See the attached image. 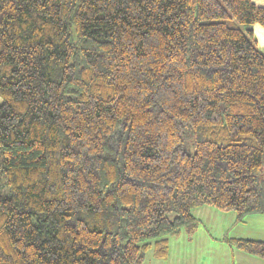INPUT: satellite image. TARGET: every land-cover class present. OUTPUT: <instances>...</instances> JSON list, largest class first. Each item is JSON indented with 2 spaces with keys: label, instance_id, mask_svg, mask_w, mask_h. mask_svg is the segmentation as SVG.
<instances>
[{
  "label": "trees",
  "instance_id": "obj_1",
  "mask_svg": "<svg viewBox=\"0 0 264 264\" xmlns=\"http://www.w3.org/2000/svg\"><path fill=\"white\" fill-rule=\"evenodd\" d=\"M256 24L252 0H0V264H144L198 207L264 215Z\"/></svg>",
  "mask_w": 264,
  "mask_h": 264
},
{
  "label": "rangeland",
  "instance_id": "obj_2",
  "mask_svg": "<svg viewBox=\"0 0 264 264\" xmlns=\"http://www.w3.org/2000/svg\"><path fill=\"white\" fill-rule=\"evenodd\" d=\"M121 139V134H115L110 142L119 147ZM2 165L0 151V194L5 195L9 189L5 185ZM193 214L200 220L194 233L188 234L183 229L179 235L169 237L168 258H156L152 248L147 252L144 264H264V259L228 243L229 239H264V215H249L244 222L238 223L235 212H222L211 206L198 207Z\"/></svg>",
  "mask_w": 264,
  "mask_h": 264
},
{
  "label": "crops",
  "instance_id": "obj_3",
  "mask_svg": "<svg viewBox=\"0 0 264 264\" xmlns=\"http://www.w3.org/2000/svg\"><path fill=\"white\" fill-rule=\"evenodd\" d=\"M257 6L263 7L264 0H252ZM253 39L257 42L258 47L264 51V26L256 24L253 27ZM254 240V239H253ZM264 241V239H259Z\"/></svg>",
  "mask_w": 264,
  "mask_h": 264
}]
</instances>
